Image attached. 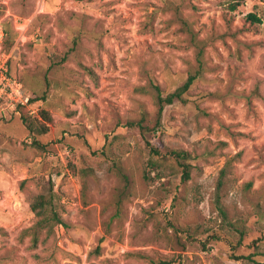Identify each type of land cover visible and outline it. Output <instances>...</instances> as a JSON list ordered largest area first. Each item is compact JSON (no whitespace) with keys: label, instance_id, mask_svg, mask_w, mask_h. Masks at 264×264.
<instances>
[{"label":"rangeland","instance_id":"374dc122","mask_svg":"<svg viewBox=\"0 0 264 264\" xmlns=\"http://www.w3.org/2000/svg\"><path fill=\"white\" fill-rule=\"evenodd\" d=\"M232 2L0 0V59L28 98L0 111V264H264V0ZM200 53L184 102L142 136L156 108L135 88L172 93ZM41 111L34 147L21 115ZM50 183L66 227L31 249L19 237Z\"/></svg>","mask_w":264,"mask_h":264},{"label":"trees","instance_id":"16d2710c","mask_svg":"<svg viewBox=\"0 0 264 264\" xmlns=\"http://www.w3.org/2000/svg\"><path fill=\"white\" fill-rule=\"evenodd\" d=\"M241 1L243 0H233L229 9L231 11L236 10V8L238 7V3ZM248 19H250V21H252L253 23H260V20L253 14H249ZM8 45H11V43L8 42ZM197 63H198V71L193 75H189L186 81L176 90H174L172 93L163 96L160 88L152 83L146 86H140L135 88V91H137L138 93L150 96L153 99V103L156 108V113L153 121H148L146 117H142L139 121L134 123V126H136L139 129V132L142 136L145 137L148 135H155L160 131L162 113L166 106L173 105L177 101L182 103L184 102L183 100L184 95L189 91L194 81L197 79V76L199 75V70H201L203 67L201 60V53L197 57ZM35 101L36 100H30L29 103L31 104ZM20 105L23 106V104ZM39 115L42 118V121L44 122H41V120L38 119H32L26 114L21 115L22 124L27 129L29 135L32 137L33 142L31 145H33L34 147L35 146L40 147V143L37 141V137L48 133L49 127L47 123L51 122L50 115L47 112L41 111ZM150 153L155 156L159 155L158 150L153 148L150 149ZM165 156L166 158L173 159L176 162L177 166L180 168L181 181L182 182L188 181L190 179V171H191V165L187 162L189 159L188 154H186L183 151L167 149L165 152ZM227 167L228 165H226L220 172V177L216 187V191H217L216 203H217L218 211L222 217L223 224L226 225V227H229L230 229L234 230L235 229L234 226L227 222V215L219 204L220 199L218 193L221 191L223 187L224 177L226 175ZM29 208L30 211L36 217V221L30 228L23 230L21 232L19 239L21 241L24 239H28L30 244L29 247L31 249L37 248L39 244L45 243L50 238L57 240V238L60 235L61 229L66 227V225L61 220L57 212L56 196L53 191V186L51 183L49 184V187L46 192L38 194L33 198L32 202L29 205ZM241 237H242V233H241ZM241 240L242 238L239 239L238 242L239 245L241 243ZM95 253L96 254L99 253V248L96 249ZM233 257L236 258V256L234 255ZM240 258H244V257H239V259Z\"/></svg>","mask_w":264,"mask_h":264},{"label":"built area","instance_id":"2783aa9c","mask_svg":"<svg viewBox=\"0 0 264 264\" xmlns=\"http://www.w3.org/2000/svg\"><path fill=\"white\" fill-rule=\"evenodd\" d=\"M4 39L5 31L0 24V53L3 48ZM1 58H5L4 53L1 54ZM3 100L13 102V104L25 105L28 98H24L23 96V87L21 83L8 76L6 61L0 59V111L2 110Z\"/></svg>","mask_w":264,"mask_h":264}]
</instances>
